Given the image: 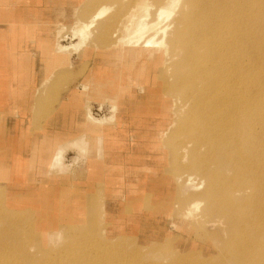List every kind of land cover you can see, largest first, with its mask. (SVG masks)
<instances>
[{"label": "rangeland", "instance_id": "rangeland-1", "mask_svg": "<svg viewBox=\"0 0 264 264\" xmlns=\"http://www.w3.org/2000/svg\"><path fill=\"white\" fill-rule=\"evenodd\" d=\"M8 1L0 0V3ZM44 1L46 8L35 13L41 12L47 23L27 24L25 28L28 33L34 31L38 38L32 43L20 40L23 43L16 45L26 49L25 56L20 48L16 56H10L13 64L16 58L17 63L29 64L27 71L20 69L22 73L12 68L10 81L15 82V74L18 79H24L20 76L24 75L26 83L32 86L29 93L36 95L33 103L21 105L23 115H34L36 127L27 137L56 136L62 130L55 128L74 122V110L86 111L101 120L96 125L102 133L97 137L98 153L101 155L102 137L106 134L111 145L112 169L106 179L90 187L86 148H80L76 140L57 148L52 143L46 146V157L52 158L50 167L40 160L44 145L38 142L35 151L28 144L24 146L22 164L18 160L9 161L8 147L3 146L9 132L3 129L0 254L6 251L16 264H264V181L253 184L251 194L249 189L241 190L234 183L222 201V193L216 192L220 189L217 185L211 196L218 201V207L213 210L208 202L207 183H198L201 173L191 165V133L197 129V119L191 114L192 97L186 96V86L177 77L182 70L179 65L182 54L177 56L173 52L171 59L172 47L167 43L175 30L171 20L179 10L189 9L187 0H180L170 15L164 44L154 52V57L147 59V55L141 54L144 59H137L129 71L133 74L129 81L124 74L119 83L114 81L113 86L126 88L114 107L101 94L86 95L82 82L92 67L96 73L115 76L124 70H121L122 62L125 65L128 60L136 61L131 50L126 51V45L122 50L115 47L116 52L102 47L112 42L119 46L125 40L130 45L129 37L135 39L133 25L143 12L134 9L137 15L129 21L128 14L134 12H130L132 0ZM147 1L152 5L148 11L150 20L161 0ZM94 11L100 12L99 16L93 25L85 27ZM18 15L13 14L21 17ZM7 19L0 12V20ZM109 23L118 33L111 35L101 27ZM75 31L89 35L80 42ZM3 42L14 53V41ZM259 48L264 53L262 44ZM111 60L117 64L110 65ZM2 75L0 72L1 78ZM11 107L15 110L5 115H20V105ZM48 109L53 110L50 115ZM58 109L70 111L65 116L70 119L56 118ZM53 115L48 126L40 124ZM5 117H1L0 124ZM67 149L71 151L66 156ZM118 149L122 152L120 156ZM30 152L35 153L29 157ZM27 160L32 162V167L24 165L29 163ZM9 163L17 166L10 171ZM13 171L16 172L12 179L7 175ZM231 172L232 169H226L225 177L230 178L227 176ZM124 174L128 176L127 182H122ZM190 177L196 178L195 181ZM192 201L199 204L189 215L185 210ZM220 211L237 212L241 221L237 219L236 226H232L228 215ZM89 242L93 243L90 251L86 249ZM231 242L238 245L239 258L233 255ZM105 243L116 245L103 250L101 244Z\"/></svg>", "mask_w": 264, "mask_h": 264}, {"label": "bare ground", "instance_id": "bare-ground-1", "mask_svg": "<svg viewBox=\"0 0 264 264\" xmlns=\"http://www.w3.org/2000/svg\"><path fill=\"white\" fill-rule=\"evenodd\" d=\"M132 1L134 4L130 6V12H134L128 14L129 21L137 15V9L143 12L133 25L135 33L132 36L135 39L129 37L130 45L125 40L119 46L112 42L102 48L115 51V47L122 50V46L126 45V51L131 50L130 54L136 57V61H124L125 65L122 62L121 70H124L115 76L96 73L93 67L90 68L82 82L84 93L101 94L114 107L115 100L126 89L113 86L114 81L119 83L123 74L129 81L133 75L129 71L142 57L141 54L147 55V59L154 57V52L164 44V37L172 22L175 30L167 41L172 47L170 57L172 59L174 56L173 52H177V56L182 54L179 62L182 70L177 77L186 86V96L192 97L191 114L197 119V129L191 133V165L201 173L202 178L198 183H207L208 202L213 205V210L218 207V201L211 196L217 185L220 189L216 192L222 193L221 201L234 183H238L241 190L249 189L248 194H251L252 185L264 181V53L259 52V46H264V0H187L189 9L186 12L179 10L171 22L169 17L180 0H161V6L152 11L150 20L148 11L152 8L151 3L147 0ZM99 14L92 12L87 24L83 25H93ZM110 23L101 27L115 35L117 28ZM81 32L78 34L75 31L80 42L89 35L88 32ZM116 62L111 60L109 64ZM52 111L48 109V115ZM97 118L87 114V119L96 125L101 122ZM76 143L80 148H86L82 139H76ZM226 169H232L227 176L230 178L225 177ZM190 179L195 181L196 178ZM198 204L192 201L185 213L191 215ZM220 212L228 215L232 226L237 219L241 221L236 215L238 209L236 214ZM89 243L90 246L86 245L88 251L93 246V243ZM229 244H232L233 255L239 258L238 245L236 247L235 242ZM115 245L101 244L103 250ZM96 246H100V243ZM11 261L17 263L9 253L1 252L0 264H12Z\"/></svg>", "mask_w": 264, "mask_h": 264}, {"label": "crops", "instance_id": "crops-1", "mask_svg": "<svg viewBox=\"0 0 264 264\" xmlns=\"http://www.w3.org/2000/svg\"><path fill=\"white\" fill-rule=\"evenodd\" d=\"M44 2H45L44 0H9L6 4L0 3V12H2L4 15L6 14L8 17L7 20H0V72L3 73L2 78L0 77V121L2 116H6L5 118H3L4 119L3 124L2 123L0 124V135L2 131L4 132L3 129H5L6 131L8 129L7 132L9 133L6 135V139L4 141L3 146L8 147L7 153L8 154L10 153V156L8 157L10 158L8 159L9 161H13V160H15L16 162L21 161V163L18 164H22V160L20 159L24 158V153H25V150H23L25 149L24 146L28 144L30 150L35 151L36 150V147H34L35 142H38L41 143L42 146L44 145V149L43 148H42L43 150L40 149V152H42V158H40V160L42 161L45 160L46 165L48 163V167H50V162L52 158L48 160V158L46 157V155H48L47 152L45 153V150L47 149L46 146L48 147V145L52 143V145L57 148V146L60 144L64 145L65 143H69L76 139L82 138L87 143L85 158L88 161V167H89L88 183L90 184L91 187L93 183L96 185L101 180L106 179L108 177L107 173L111 172L109 170L112 169L110 168L111 167L110 164L112 162H109L110 159L109 156H111L110 155L111 145H109L110 143H108L107 141L106 134H105V138L104 136L102 137L101 153H100L101 155H99L97 137L102 133L98 132L95 123L87 119L86 111H81L80 109H76L72 113V120H74V122H72L71 124L67 123V125H65L66 123H63L60 128H55V129H61L62 133L56 136L54 135L53 137L50 138H48V136H44L43 134L38 135V137H32V136L27 137L28 132L33 131V129L36 127L34 124V115H32V113L28 117H26V115H23L22 114L23 106L21 105H25V103L28 102L33 103L35 101L34 98L36 95L34 96V94L29 93V90L32 91V86L26 83V79L24 75H20L24 79H18V76L16 74L13 75L14 76L13 79L15 80V82L13 83L9 79V76L13 71L12 68H14L15 71H17L18 73H22L20 70L21 68H23L24 72L27 71L29 68V64L27 63L24 62L17 63L16 62L17 58L14 59V64H13L12 61L10 60V56L13 55L16 56L18 54L16 53L17 49L19 48L22 51L21 55L25 56L24 52H26V49L20 47L19 45H18L19 47H17L16 45L22 41H27V42L30 41L32 43L34 39L38 38L34 34V31H30V33H28L27 29L25 28L27 24L47 23V18L43 17V15H41L42 14L41 12L40 14L35 13V12H39L38 11L39 9L42 11V9L46 8ZM20 13L21 15H18ZM13 14L15 16L18 15L21 17L17 18L13 16ZM6 40L14 41L12 43L14 47V53H11L10 51H8V49H6V42H3ZM33 92L35 93V90ZM19 105H20L19 107L20 115L19 114H15V116L5 115L6 113H9V110H15V108L11 106H19ZM61 112L62 111L59 110L54 114L57 115L56 118H58L59 120L64 118L70 119L69 117H65L66 115L68 116L69 114H71L70 111L69 112L63 111L62 113ZM54 115L51 117L49 116L46 117V120L45 121L43 120L40 124L41 125L46 124V126H48L54 119ZM61 116H64V118H62ZM65 136H67L68 138H66ZM22 139L25 140L22 141ZM1 144L2 141H0V147ZM56 148L53 151H55ZM70 151L71 149H67L66 156L69 154L68 152ZM118 152H119L118 156L122 155L120 149H118ZM33 153L35 152H30L29 157H31ZM11 156L13 159L11 158ZM71 156H76V155H71ZM23 160L25 161V159ZM27 162L29 161L27 160ZM24 165H26V167L27 166L29 167L32 165V162L30 161L29 163H26ZM8 166L10 168V171H12L13 169H15L14 167H16L17 164L13 165V163H9ZM14 172L16 171H13L12 173L9 172L11 177L9 175L7 176L13 179ZM128 172L130 171L128 170ZM127 177L128 176L124 174L122 182H127L126 181ZM16 181H21V179H16ZM122 191L123 193L124 191L126 192L124 187L123 189H121V192Z\"/></svg>", "mask_w": 264, "mask_h": 264}]
</instances>
